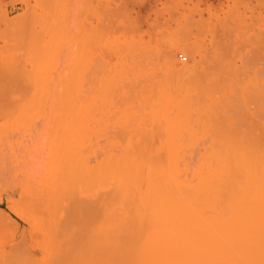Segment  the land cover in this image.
I'll return each mask as SVG.
<instances>
[{
    "label": "rangeland",
    "instance_id": "374dc122",
    "mask_svg": "<svg viewBox=\"0 0 264 264\" xmlns=\"http://www.w3.org/2000/svg\"><path fill=\"white\" fill-rule=\"evenodd\" d=\"M170 61L191 85L180 72L168 78ZM196 79L211 92L202 94ZM169 120L175 140L190 145L181 167L189 162L190 171L208 158L230 174L221 202L230 217L242 205L264 209V0H0V264H61L18 194L9 197L14 159L65 151L76 170L97 168L94 181L98 162L115 148L167 144ZM101 175L93 191L79 177L78 193H94L80 199L112 188L108 196L116 195L115 183ZM73 194L62 198L60 213L69 212ZM104 198L93 203L104 209Z\"/></svg>",
    "mask_w": 264,
    "mask_h": 264
},
{
    "label": "bare ground",
    "instance_id": "6f19581e",
    "mask_svg": "<svg viewBox=\"0 0 264 264\" xmlns=\"http://www.w3.org/2000/svg\"><path fill=\"white\" fill-rule=\"evenodd\" d=\"M221 57L223 56L219 58ZM168 64L172 68L166 72L169 67L168 69L164 67V72L168 76L171 71H175L176 74L180 72L183 81L186 77L184 84L186 81L188 85L192 84L193 80L187 78V72L173 70L174 66L171 61ZM178 76L174 79L175 82L183 84L182 80H177ZM159 80L161 84L162 81ZM201 80L199 79V85L196 79L197 82L194 85L198 84V89L203 88L200 90L202 94H205V91L207 94V91L211 90L209 89L211 84L205 87L203 79ZM57 99L62 101L61 97ZM60 101H57L58 104ZM174 124L176 122L168 121L169 144L165 143L162 146L160 144V148L156 145H153L155 148L150 145H124V147L121 146L122 150L121 147L118 150L115 148L119 153L108 152L109 155L107 153L100 160L101 162H98L97 167L100 165V173L104 174L105 179L110 178L115 183L113 186H115L116 195L112 194V199L110 196L113 188L111 193L102 192L107 196L110 195L109 200L102 197L100 191L99 194L95 193L101 196V198L97 196L95 200L104 198V202L100 205L103 208L107 205V208L99 209L100 202L97 205L93 203L97 201H91L90 198L86 199L92 203L87 202L86 205V199L79 198L85 194L80 193V195L77 190L81 188L84 192L85 188V191L88 189L93 191L95 187L92 183H96L103 175L97 174L100 177L96 176L98 179L93 181L95 178L92 177V172L97 168H93L95 169L93 171L89 163L86 167L84 164L83 169L78 166V170L73 164L75 168L73 170L71 166L73 162L71 163L70 159L69 162L67 161L68 156L64 153L65 151L53 158L46 156L47 158L42 159L28 154L22 157V160L14 159L8 170V185L12 191L9 197L12 198L14 193L18 194V203L32 216L37 233L41 235L43 242L48 244L50 253H55L56 257L60 258L58 260L61 264H264V209L255 210V212L251 207L242 205L243 208L239 207V210L232 213L230 217L229 212L224 208L225 204L222 205L223 202L227 204L229 197V187L232 183H229L230 174L224 173L223 175L226 176L224 179L225 177L216 170L217 168L211 166V164L214 166L212 160L207 158L203 159V162L199 161L202 165L200 164L197 168L193 166L194 170H190L193 173L189 175L190 171L185 168L189 162L185 164V167L183 165L189 158L184 160L183 167H181V162L184 157L182 154L189 151L190 145L187 147L182 142L178 143L179 139L171 135L174 133ZM176 138L178 140H175ZM111 147L110 149H113L116 145H111ZM146 147L151 148L148 154ZM185 154L188 155V153ZM218 160H220L219 163L222 161V159ZM188 175L191 178H188ZM79 180L82 181L84 188L82 184H78ZM226 181H228L227 184ZM217 182L218 185H216ZM73 192L75 203L69 200L70 198L66 199L67 209L63 210V212L69 211L70 214L60 213L59 207L63 208L64 203L62 198L69 197V194L71 197ZM77 194L80 196L78 197ZM91 194L94 195V193ZM91 194H86L85 197ZM110 199L113 200L112 203ZM58 201H61V204ZM69 201H71L70 207L68 206ZM108 204H111L109 207L115 208L112 211L116 218L114 216L109 218L111 212ZM72 205H74L73 208H71ZM245 208L250 209L247 212V218H249L243 216L242 220L241 215L245 214ZM96 209L99 210V215ZM100 210H104L103 213L106 212L108 217L104 218L105 215L102 216L103 213H100L102 212ZM252 211L256 213V216ZM74 212L77 214L75 215ZM97 217L100 220H106H102L103 223L100 225L97 224ZM245 219H250V222L246 223ZM112 226L116 229L113 230ZM34 264L38 263L35 261Z\"/></svg>",
    "mask_w": 264,
    "mask_h": 264
},
{
    "label": "built area",
    "instance_id": "2783aa9c",
    "mask_svg": "<svg viewBox=\"0 0 264 264\" xmlns=\"http://www.w3.org/2000/svg\"><path fill=\"white\" fill-rule=\"evenodd\" d=\"M179 59L182 60V61H186V58L183 57L182 55L179 56Z\"/></svg>",
    "mask_w": 264,
    "mask_h": 264
}]
</instances>
